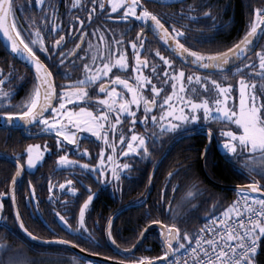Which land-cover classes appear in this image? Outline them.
Instances as JSON below:
<instances>
[{"label": "snow or ice", "instance_id": "snow-or-ice-1", "mask_svg": "<svg viewBox=\"0 0 264 264\" xmlns=\"http://www.w3.org/2000/svg\"><path fill=\"white\" fill-rule=\"evenodd\" d=\"M28 3L31 5L32 0H28ZM82 4L83 0H72L71 7H79ZM97 4L100 14L107 11V18L110 20L127 23L130 18H135V21L141 22L144 26L136 33L135 40L127 42L124 40V32L129 31L130 28L123 29L118 39L114 30L107 29V31L113 32L110 41L106 39L105 32L102 31V28L106 26L98 25L94 28L91 35L96 36L99 33V43L93 44L89 40L88 48L82 57L89 62L83 64V72L75 80L69 78L71 72L66 69L63 72L66 82L57 92L53 81V72L38 55V51L48 54L49 59H54L52 54L59 51L66 42L67 36L78 35L80 42L76 43L67 53L60 52L59 64L63 66L68 62L72 68L79 67L75 63V59L68 61V57L73 56L74 53L79 55L76 50L82 48V42L88 34L85 21L79 16L74 17V20L79 22L80 28L73 25L65 33L62 30V25L54 22L49 28L47 16H42L39 26L36 27H33L37 23L36 19L30 18L28 23L31 31L28 32V35L31 39L26 40L22 31L27 30H21L16 23L15 0H0V32L9 42L11 52L23 57L35 69L34 86L18 105L11 103L13 89L6 90L3 87L6 80L12 78L13 73H9L5 79H0V105L19 108L17 111L0 110V119H3L5 125H11L13 128L22 125L31 126L35 123L40 126L41 132H55L56 144L60 151L64 149L63 142L76 145L79 149L78 141L81 138L79 134L82 132L91 133L97 139L103 140L105 146L112 149V153H106L105 147H101L99 166L72 160L67 152L57 157V163L59 165H79L83 170L99 172V177L104 178V183L109 182L106 174L107 166L111 170V177L116 185L120 183L122 170L131 168L128 163H112L113 154L116 152L115 137L122 118H131L129 128L131 137L128 138L122 132L119 134L122 148L123 143L127 142V147L120 151L119 155L142 153L144 158L151 155L150 143H155L163 136L183 138L207 127L209 121L223 124L224 127L220 128L218 136H215V130L211 127L207 128L206 135L209 141L215 136L221 142L225 158L230 164L239 163L243 170L253 176L252 182L247 185L246 189H238V192H244V198L233 201L222 213L213 215L211 224L201 227L195 234L188 230L182 231L177 223L181 218L177 209L182 208L203 191L199 179H193L175 207L169 201V206L165 211L171 213L172 223H164L159 219L149 220L141 230L140 236L142 237L150 226L162 225L160 227L162 247L160 256H141L133 261H121L120 264H259L258 258L264 253V198L249 195V191L251 193L264 191V183H261V180L264 179V47L256 52L258 68L253 59L248 58V53L259 38L264 36V6L251 8L250 19L243 35L230 46L222 50L196 51L181 42L187 35L184 29L190 25L186 24L177 28L175 24H172L170 28L166 27V22H162L161 17L145 7L141 0H91L92 7L88 12V21H92ZM35 5L41 11L51 8L52 17H55L57 13V8L51 0H35ZM212 7L209 5L202 13H199L195 3L188 4L187 10L182 4L180 11L174 12L172 15H179L192 22L210 17L213 21L212 27H217V18L212 13ZM226 8L225 5L222 10H226ZM193 13H198V15H193ZM42 29L61 33L51 42V51L46 44ZM146 30L153 31L154 35L159 34V39L174 55L184 57L186 61L190 57L188 62L202 70L219 73L218 78L213 79L211 75L205 76L200 72L189 74L185 68H178L174 60L163 55L159 49H149L145 54L147 37L144 33ZM125 43L131 45L132 52L135 54L132 58L134 63L129 62V55L122 47ZM153 52L165 66L162 74L159 72V65L148 59V56ZM244 60L247 62L241 63ZM233 65L239 66L233 68ZM145 69H151L150 73L145 74ZM114 70L123 73L130 70L132 75H111ZM229 70H231L232 76H238V104L229 103L233 99L234 91L233 83L224 82L229 80ZM0 75H3V69H0ZM20 79L23 80L24 77L21 76ZM154 79L160 86L153 83ZM209 82L211 87H209ZM97 84L99 85L98 89L96 88ZM167 84H171L172 91L163 95ZM149 87L151 89L150 96L145 95ZM199 89H203L205 93H212V95L201 96ZM129 96L130 98H128ZM177 100H179V105L175 103ZM258 101L260 102L258 103ZM81 104L84 106H80ZM158 104L162 111L158 116L152 115ZM133 105L135 109L132 107ZM141 106L144 116L138 115V109ZM49 111L53 113L51 117L47 115ZM201 121L204 123L201 124ZM137 122L144 125L143 133L135 130ZM149 124H151V128H149ZM45 151H48L46 145L41 150V146L38 144H28L25 148L27 167L29 169L35 167L38 161L43 158ZM82 154L87 155L88 149L85 148ZM105 155H107V165L104 160ZM199 160L202 161V167L205 169L213 166L207 143L203 151L200 152ZM15 164L16 171L12 176L13 189L11 192L13 207L16 206L15 184L25 167V164L21 163L20 153H15ZM176 171H169L168 177L175 175ZM255 176H259L261 179H255ZM66 185L71 193L77 192V189L72 186L71 180H65L59 187L63 189ZM29 187L31 188L30 197L35 199V188L31 186V181H29ZM176 187L177 185L173 186L174 191ZM52 190V184L49 182V192L51 193ZM88 191L92 192L91 187ZM8 194V192H0V197ZM93 196L94 194L88 195L80 204L75 229L69 224L68 218L61 215L60 212L55 214L72 234L82 236L83 233H87V238L94 241L95 237L87 228L85 220V213ZM216 206L213 205V210ZM3 207V202L0 201V209ZM192 207L194 206L189 205V210ZM146 215H150V213H146ZM15 219L27 237L31 240L41 239L25 226L18 210ZM111 225L112 220L109 218L107 236L115 245L116 240L112 235ZM193 240H195L194 244L191 243ZM44 243L81 247L76 240H69L58 235H51ZM9 247L10 245L0 240V253ZM82 250L88 251V249ZM125 251H129V249H125ZM0 264H4V262L0 261ZM7 264H26V260L9 257ZM72 264H93V262L73 256Z\"/></svg>", "mask_w": 264, "mask_h": 264}, {"label": "flooded vegetation", "instance_id": "flooded-vegetation-1", "mask_svg": "<svg viewBox=\"0 0 264 264\" xmlns=\"http://www.w3.org/2000/svg\"><path fill=\"white\" fill-rule=\"evenodd\" d=\"M258 1L260 2V4L262 3L261 4L262 6H264V0H258ZM51 2L55 4L57 8V13L55 17H52L51 15V8H48L47 11H41L40 8L35 5V0H32V4L29 6L28 11H23L22 13H20L19 15H16L15 17H16V23L18 27L21 30H27V31H22V34L24 35L26 40L31 39V37L28 35V32L31 31V29L29 28V23H28V19L30 18L36 19L37 23L33 25V27H36V26H39L40 24V18L42 16H47L49 18V28H50L51 23L54 22L58 25H62V30L65 33H67L73 27V25H75L76 28H80L79 22L75 21L74 17L79 16L82 20L85 21V24L87 25L88 34L85 36V39L82 42V48L76 50L77 53H79V55H76L74 53L73 56L68 57V61L75 59V63L79 65V67L72 68L71 64L68 62H66L63 66L59 64L60 52L67 53V51L72 49L76 45V43L80 42V37L78 35L76 36L68 35L66 38V42H64L63 46L59 49V51L54 52L52 54L54 59H49L48 54L41 53L38 51V55H40L41 59L50 67V69L53 72V81L57 88V92H59L60 87L64 85L66 82V78L63 75V72L66 69L71 72V76L69 78L72 80H75L82 74L83 64L89 62V60L82 59V57L85 54V50L88 48L89 40H91L93 44L99 43V39H98L99 33H97L96 36L91 35L92 30L94 28H96L98 25L106 26L105 28H102V31L105 32L106 39L109 41L112 39L113 32L107 31V29L114 30L116 34V38L118 39L123 29L130 28L129 31L124 32V40L125 42H127L129 40H135L136 33L140 30L141 27L144 26L141 22L135 21V18H130V20L127 23L123 21L110 20L107 18L108 17L107 11H105L104 14H100V9L98 7V4L96 5V12L93 13L92 21H88L87 19L88 12L90 11V8L92 7L91 0H83L82 6L75 7V8L71 7L72 0H51ZM189 2L190 0L170 1V2H164V3L156 2L153 0H141V3L145 7H147L149 10L153 11L158 16H160L162 22H166L165 26L169 28L173 24L174 19L179 20L181 27L183 26L184 22L187 21L179 15L177 16L172 15V13H174L175 11L179 12L182 7V4L185 6V10H187L186 6L190 4ZM220 14H221L220 11H215L214 15L218 19L220 17ZM173 16H175L176 18H173ZM42 34L44 35L46 44L51 51V42L54 41L61 33L60 32L53 33L51 31H46L42 29ZM144 35L147 37V43H146L145 50H144L145 54L148 53L149 49H159L163 55L169 56V58L173 59L176 66L178 65L177 67H179V62H180L189 74L196 73V72H200L202 75L207 74L206 76L213 74V72H208V71L202 70L200 68L194 67L192 65H189L183 62L179 57L174 55L167 48V46L164 43H162L160 39H158L154 35L153 31L146 30ZM262 37L263 36L260 37L256 48L251 53L248 54V58L253 59V61L257 65V68H258V59L256 57V52L261 47L260 42H261ZM122 47L126 49L129 55V62L134 63V60L132 58L134 57L135 54L132 52L131 45L128 43H125L124 45H122ZM36 48H38V46H36ZM148 59L152 62H156L159 65V72L162 74L165 66L162 65V62L159 61V58L155 56L154 52L150 56H148ZM246 62L247 60L241 61V63H246ZM9 63H12V62H9ZM238 66L239 65H234L232 67L235 68ZM150 71L151 69H145V74H149ZM229 73L231 74V70H229ZM111 75L124 76V75H132V73L130 70L127 73L114 70L113 73H111ZM211 76L212 78H214L213 75ZM3 77H4V72H3V75H0V79H3ZM153 83H157V80L154 79ZM157 86H160L159 83H157ZM236 86H237V80H236ZM236 86L234 87V91L232 93L233 99L229 101L230 104L233 102L236 103L237 99L239 98L237 94L239 92L237 91L238 88ZM98 87L99 85L97 84L96 88L98 89ZM209 87H211L210 82H209ZM165 89L166 91L163 93V95H167L168 93L172 91L171 84L165 85ZM214 91L215 90L213 89V92ZM150 94H151V89L149 87L146 90L145 95L150 96ZM189 94L191 93L189 92ZM199 94L201 96L212 95V93H205L203 89H199ZM92 95H95V93H92ZM128 98H130V96ZM162 98L163 97L161 96L160 99L162 100ZM259 102L260 101H258V103ZM175 103L179 105V100L175 101ZM80 106H84V105L81 104ZM132 107L135 109L134 105ZM161 111L162 109L160 108L158 104L157 107L153 110L152 115L158 116ZM47 115L51 117L53 113L49 111ZM138 115L144 116L142 106L140 109H138ZM200 123L202 124L204 122L201 121ZM211 123H214V122L212 121L208 122V124H211ZM130 125H131V118H128V119L122 118L121 125L119 126V131L115 137L116 152L113 154L114 160L112 161V163L113 164L128 163L131 165L130 169L122 170L119 185H116V182L111 177V170L108 169L107 166H106V174H107V178L109 182L104 183L103 182L104 178L99 177V172H94L91 170H83L79 165H75V166L59 165L57 163V157L67 152L69 154L70 159L72 160H78L81 163H87L89 165L99 166V161L101 159L100 157L101 147H105L106 153H112V149L111 147L105 146L103 140L97 139V137L93 136L91 133L82 132L79 134L81 137L78 141L79 149H77L76 145L69 144L68 142H63L64 149L63 151H60L58 150V146L56 144L57 137H56L55 132L53 133L41 132L40 126L38 124L34 123L33 125L28 126L26 128L11 129V130L3 129L5 130L4 131L5 136H4V140L0 142V153L3 155L9 156L10 158L13 159L14 162L2 156H0V159L9 162L14 167L13 174L16 171L15 153H20L18 151L19 150L18 148L20 146L21 147L24 146V149H25L28 144L42 143L47 146L48 151H45L41 162L33 170H28L26 168L27 154L25 152V157L23 160H21V163L25 164V167L20 177L17 178V182L14 188L15 195H16V206L15 207H13L12 205V196H11V192L13 189V186H12L13 174L9 181H7V176H0V192L9 193L6 196L0 197V201H2L4 205L3 209H0V227L6 226V222H7L6 220L8 218L10 219L8 221H11V219H13L21 235L31 240L21 231V229L19 228V222L16 221L15 219V214H16V211L18 210L21 214V219L25 223V226L31 232H33L35 236L40 237L41 238L40 240H47L51 235H58V236L64 235L67 238V235L59 231L61 230L60 223H62L63 225L64 223L60 221L59 217L56 216L55 213L60 212L61 215H64L66 218H68L70 224L75 222L73 225V227H75L77 223V219H78L80 204L83 202L84 199L87 198L88 195L94 194L93 200L90 203L89 208L88 210H86V213H85L86 226L91 232L92 236L95 237L94 242H97L98 244L97 238L99 236L97 235V231L100 228V225L104 223L103 226H104L105 238H106L107 243L109 244L107 245L110 246V250L112 252V254H109L112 256H108L109 258L111 257L112 259H109V258H106V259L121 262V261H133V260L138 259L141 256H150L148 252H150L151 247L148 245L145 247L146 251H144L142 254L132 253L140 245L144 236L142 237L139 245L135 247L131 252H124L125 249L120 248V246H118L117 243L115 244L116 246H114L110 242L107 236L109 218H112L114 214L118 212L121 208L128 206L129 204H133V203H137L141 201L139 200L137 202H131L128 204H124V206L123 205L120 206L121 196L124 193L128 192L131 187L128 181H131V179L133 180L135 178L133 177L134 173L136 172V168H137L135 167V165L141 162L145 164L146 162L150 160V158L151 159L155 158L154 156L156 153V147L158 143L160 144L161 142L159 141L161 139L160 138L155 143H150L149 147H150L151 155L148 158H144L142 153L139 155L136 153H130V154H127L126 156H120L119 152L123 151V149L127 147V142L125 141L123 143V148H122L119 142V134L122 132L128 138H130L131 137V131H129ZM149 128H151V124H149ZM207 128L208 127L201 128L197 131L198 133L193 134L191 136L181 138L180 140L188 138V137H192L198 134H202V133L206 134V132H203L202 130H207ZM72 130L75 131V129H72ZM135 130L139 133H143L144 125L137 122L135 125ZM14 137L17 138V143H13L9 141L10 138H14ZM206 138H207V135H206ZM175 139L176 138H173L166 146L163 147V151L160 154L159 158L164 154L168 145ZM180 140H178L177 142H179ZM110 141H111V137H110ZM206 142H207V139H206ZM211 142L212 140L210 141V144ZM216 143H217L218 150H220L221 153L225 154L224 149L222 148L221 142L217 140ZM160 147H161V144H160ZM85 148L88 149L87 155L82 154ZM168 153L166 154V156L168 155ZM47 156L51 157L50 162L48 161L47 163L44 164V161L46 160ZM165 157L163 158V160L165 159ZM159 158H157V160L154 162L153 167L155 163L159 160ZM104 160L107 165V155H105ZM163 160L160 162L158 167L161 165ZM39 167L41 169V172H38L37 175L31 176L37 171V169H39ZM153 167L151 169H153ZM150 173L148 176V183L146 185V192L148 190ZM18 180H20V184H18ZM65 180L72 181V186L77 189V192L75 194L68 191L67 185L63 189L59 187V185L63 183ZM29 181H31V186L35 188V193H36L35 199H32L30 197L31 188L29 187ZM49 182H51L52 187H53V190L51 193L49 192ZM89 187H91V190H92L91 193L88 191ZM174 192L175 191L172 190L171 197H173ZM150 193H151V187H150ZM147 199L145 200L143 204L129 207L125 209L124 211L130 208H135V207L144 205ZM110 202L112 203L110 204ZM37 206H38V210H37ZM124 211H122L121 213H123ZM121 213H119L114 218L112 225L117 219V217L120 216ZM112 225H111V229H112ZM154 227H160V226H154ZM55 229L58 231H56ZM11 233L13 234V232ZM69 237H72L75 240H82V241H88V242L93 241L87 238L88 237L87 233H83L82 236L71 234V236ZM22 241L25 242L23 239ZM31 241L38 243L34 240H31ZM137 241L138 239L136 240V242ZM38 244H42V243H38ZM134 244L132 246H134ZM45 245H59V244L54 243V244H45ZM132 246L126 249H130L132 248ZM79 249L82 250V248H79ZM84 252L92 254V255H96L88 251H84ZM130 253H132L133 256L126 257L125 254H130ZM79 255L82 256L81 254ZM130 257H134V259L132 260Z\"/></svg>", "mask_w": 264, "mask_h": 264}, {"label": "trees", "instance_id": "trees-1", "mask_svg": "<svg viewBox=\"0 0 264 264\" xmlns=\"http://www.w3.org/2000/svg\"><path fill=\"white\" fill-rule=\"evenodd\" d=\"M189 3H195L198 6L199 13H202L207 9L209 5L213 6V15L215 14V11H220L221 13L220 17L216 20L217 27H212L213 21L210 17L201 18L197 22L189 20L184 22L183 25L188 24L190 26L184 29L187 35L182 39V42L185 43L187 47H191L196 51L222 50L223 48L230 46L231 43L235 42L243 35L247 22L250 19L249 13L251 8L253 6H262V3L260 4L258 0H190ZM21 5H23V7H21ZM225 5L227 6L226 10H222ZM29 6L28 0H15V16L23 11H28ZM193 15H198V13H194ZM175 16H173V18H176ZM173 24H175L177 28L181 27L178 19H174ZM260 46V49L264 47V36L261 38ZM179 67H183L180 62ZM0 69H3L4 72L3 79H5L9 73H13L12 78L7 79L3 87L6 90L9 88L13 89L11 103L18 105L32 90L35 83L34 77L28 68L20 64L13 56L5 51L1 43ZM203 75L206 76L207 74ZM211 75L214 76L213 79H215V77L217 79L219 73H213ZM21 76L24 77L23 80L20 79ZM224 82L233 83L234 87L236 86L239 88L238 76L235 77L229 73V80ZM0 110L17 111L19 108H9L0 105ZM207 127L213 128L215 130V136H218L220 128L224 127V125L214 122L207 124ZM4 131L5 130L0 129V142L4 140ZM215 136L209 146L210 159L213 162V166L207 169L204 168L208 176L214 181L226 185H244L251 183L253 176H250L245 170H243L239 163L230 164L226 160L225 154L218 150L216 143L217 139ZM172 139L173 137L171 136L161 137L159 140L161 141V147L158 143L154 156L155 158H150L145 164L141 162L135 165V167H137L136 172L133 175L135 178L128 181L131 187L128 192L121 196L120 206H124V204L131 202H137L143 198L146 192L148 176L152 170L151 168L162 153L163 147ZM206 139V134L202 133L182 139L172 147L155 173L151 185V193L146 203L142 206L124 211L113 223L111 229L112 235L120 248L126 249L131 247L136 242L141 230L144 229V226L149 220L159 219L164 223H172L171 213H166L165 211L169 206V201L171 202V205L175 207L187 191L190 182L195 178L199 179L200 187L203 191L196 195L195 199L190 200L182 208L177 209L181 216L177 223L182 231L188 230L195 234L196 231L202 227L207 218L222 213L224 209L232 203L238 192L237 190L215 186L208 182L201 173L199 155L204 149ZM9 141L17 143V138H10ZM18 149L21 154V160H23L25 157L24 146H20ZM50 158V156H47L44 164L48 161L50 162ZM171 170L177 171L175 172V175L168 177L167 173ZM13 171L14 167L9 162L0 159V176H7V181H9ZM38 172H41L40 167L31 176L37 175ZM254 178L261 179L259 176H255ZM261 183H264V179L261 180ZM18 184H20V180H18ZM174 185H177V187L173 197H171ZM111 203L112 202H110V204ZM189 205L194 207L189 210ZM213 205H217L214 210ZM146 213H150V215H146ZM8 220L10 219L8 218L6 220L5 227H0V240L10 245L6 251L0 253V261H3L4 264H7L9 257L24 259L26 260V264H72L73 256L83 258L84 260H91L92 262L98 261L95 259L84 258L67 246L35 243L21 235L13 219H11V221ZM74 223L71 224L72 227ZM103 224L100 225V228L97 231V235L99 236L97 238L98 244L94 241H76L81 245L80 248L88 249V252L90 253H99V256L109 258L108 256H112L109 255L112 254V252L105 238ZM60 226L61 230L59 231L67 235V238L64 235H62V237L69 240H75L74 238L69 237L72 233L66 226L62 223H60ZM76 227L77 223L73 229ZM11 232H13V234ZM22 239L26 243L23 242ZM147 245L151 247L150 252H148L150 256H160L162 251L160 227H153L148 230L140 245L132 253L142 254L146 251L145 247ZM132 253L125 255L126 257L133 256ZM130 258L132 260L134 259V257ZM258 260L259 264H264V253L259 256Z\"/></svg>", "mask_w": 264, "mask_h": 264}, {"label": "water", "instance_id": "water-1", "mask_svg": "<svg viewBox=\"0 0 264 264\" xmlns=\"http://www.w3.org/2000/svg\"><path fill=\"white\" fill-rule=\"evenodd\" d=\"M153 1L164 3V2L179 1V0H153ZM155 36L159 39V34H155ZM259 39H260V38H259ZM161 41H162V40H161ZM258 42H259V40L255 43V46L252 48V50H251L249 53H251V52L256 48ZM0 43L2 44V46H3L4 49H5V51H6L8 54H10L11 56H13V57H14V58H15L20 64L24 65L25 67H27V68L32 72V75H33L34 80H35V69H34V67L31 66L30 62L24 60L23 57H20V56H18V55H16V54H13V53L11 52L10 44H9V42L7 41V39L3 36V33H2V32H0ZM162 43H164V42L162 41ZM170 51H171V50H170ZM171 52H172V51H171ZM249 53H248V54H249ZM176 56L179 57V58H180L183 62H185L186 64H189V65H192V66H194V67L199 68L198 66H195V65L191 64L190 62H188V61H190V59H191L190 57L188 58V61H186L184 57H180V56H178V55H176ZM233 66H234V65H233ZM48 113H49V112H48ZM20 123L22 124V122H20ZM32 125H33V124H32ZM26 127H28V126H26V125H22L21 127L13 128L11 125H5L3 119H0V129H10V130H11V129L26 128ZM202 131L207 133V130H202ZM196 133H198V132H196ZM196 133H194V134H196ZM185 137H187V136H185ZM183 138H184V137H183ZM180 139H181V138H176L175 140H173V141L168 145V147L166 148L164 154H163V155L159 158V160L155 163V165H154V167H153V169H152V171H151V173H150L151 181H150V177H149L148 190H147L145 196L141 199V201H139V202H137V203L129 204L128 206H125V207L121 208V209H120L118 212H116V213L114 214V216L111 218L112 222H113L114 218H115L119 213H121L122 211H124L125 209H127V208H129V207L136 206V205H141V204H143V203L145 202V200L148 198V196H149V194H150L151 183H152V180H153V177H154V174H155V171H156L158 165H159L160 162L163 160V158L166 156V154L170 151V149L172 148V146H173L178 140H180ZM206 143H207L208 146H209L210 141L208 140V137H207V142H206ZM0 156H2V157H4V158H7V159H9L10 161H13L12 158H8L9 156L3 155V154H1V153H0ZM13 162H14V161H13ZM200 169H201V172H202V175L204 176V178H205L208 182H210L211 184H213V185H215V186H219V187H222V188L234 189V190H237V191H238V189H246V187H247V185H248V184H244V185H226V184H221V183H219V182L214 181L213 179H211V178L208 176V174L206 173L205 169L202 167V161H200ZM239 192H243V191H239ZM249 193H250V194H253V195H258V196H261L262 198H264V192H263V191L260 192V193H251V192L249 191ZM108 226H109V224H108ZM154 226H160V227H161L162 225H152V226H150L148 229H150V228H152V227H154ZM21 231L23 232L22 229H21ZM23 233H24V232H23ZM24 234H25V233H24ZM25 235H26V234H25ZM26 236H27V235H26ZM142 237H143V236H142ZM142 237L140 236V238L138 239V241L134 244L135 247H137V246L139 245V243H140ZM34 241H36V242H38V243L46 244V243H44L45 240H34ZM110 242H111V240H110ZM111 243H112V242H111ZM53 244H54V243H53ZM59 245H61V244H59ZM113 245H114V244H113ZM63 246H67V247L72 248L73 250H75L77 253L81 254V255L84 256L85 258L95 259V260L102 261V262H110V263H113V264H120V262H118V261H113V260H109V259H106V258H102V257L97 256V255H92V254L86 253V252L80 250L79 248L74 247L73 245H63ZM114 246H116V245H114ZM135 247L132 246V248H130L129 251H125V250H124V252H131Z\"/></svg>", "mask_w": 264, "mask_h": 264}, {"label": "built area", "instance_id": "built-area-1", "mask_svg": "<svg viewBox=\"0 0 264 264\" xmlns=\"http://www.w3.org/2000/svg\"><path fill=\"white\" fill-rule=\"evenodd\" d=\"M242 198H244V193H237V194L235 195L233 201H235V200H237V199H242ZM233 201H232V202H233ZM218 214H219V213H218ZM215 215H217V214H215ZM211 222H212V216L209 217V218H207V219L205 220V222L203 223L202 227H204L205 225L211 224ZM199 229H200V228H199ZM199 229H198V230H199ZM198 230H197V231H198ZM197 231H196V232H197ZM191 243L194 244V243H195V240L191 241ZM93 264H113V263L93 262Z\"/></svg>", "mask_w": 264, "mask_h": 264}, {"label": "rangeland", "instance_id": "rangeland-1", "mask_svg": "<svg viewBox=\"0 0 264 264\" xmlns=\"http://www.w3.org/2000/svg\"><path fill=\"white\" fill-rule=\"evenodd\" d=\"M237 91L239 92V88L237 89ZM237 94H238V96H239V93H237ZM238 103H239V98H238L237 101H236V104H238ZM34 144H38V145H40V146H41V150H43L44 147H45V145L42 144V143H34ZM44 153H45V152H44ZM41 160H42V159H41ZM41 160L38 161L37 165H39V163L41 162ZM37 165H36V166H37ZM36 166H35V167H36ZM35 167L29 169V168L27 167V165H26V168H27L28 170H33V169H35ZM249 195H253V194H250V193H249Z\"/></svg>", "mask_w": 264, "mask_h": 264}]
</instances>
